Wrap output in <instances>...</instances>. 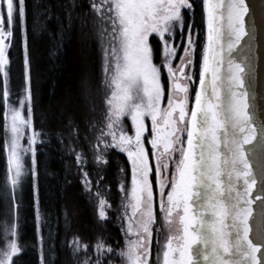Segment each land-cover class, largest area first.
Wrapping results in <instances>:
<instances>
[{
	"label": "snow or ice",
	"instance_id": "1",
	"mask_svg": "<svg viewBox=\"0 0 264 264\" xmlns=\"http://www.w3.org/2000/svg\"><path fill=\"white\" fill-rule=\"evenodd\" d=\"M202 3L206 38L201 46L196 88L199 32L192 20L194 0H88L81 5L100 21L96 31L104 83L112 90L105 92L100 126L87 122L86 127L95 129L94 136L85 135L84 147L79 151L71 147L70 151L82 174L84 189L92 193L95 186L96 195L102 184L107 187L103 166L108 164L109 151L126 155L130 185H119L125 195L118 219L126 218V232L137 237L119 252L126 264H149L152 225L156 221L154 200H158L166 221L171 223L175 213L183 226L179 237L183 242L173 247L169 238L163 264H198L192 248L197 243L204 246L200 251L210 264H264V250L249 238L247 223L252 211L251 193L257 185L244 147L256 135L246 102L249 93L244 89L249 57L243 62L232 57L246 35L248 6L245 0ZM25 21V0H0V92L7 105L6 185L12 190L14 216L19 206L16 192H22L29 173L34 177L36 145L43 144L46 135L36 130L32 119L26 37L25 96L18 105L7 103L14 24L23 31ZM125 117L130 119L131 134ZM77 130L73 124L71 131L79 140ZM89 156L95 165L94 175L89 169ZM25 157L30 161L27 164ZM241 177L243 186L238 188ZM99 205V217L106 219L105 208L111 205L102 198ZM205 213L212 218L205 219ZM16 227L12 223L2 229L0 264H17L13 257L22 246L18 239L11 238L18 237ZM70 244L73 256L81 251L85 254L77 264H111L117 254L102 237L96 238L91 250L78 236ZM209 245L210 255L206 251Z\"/></svg>",
	"mask_w": 264,
	"mask_h": 264
},
{
	"label": "trees",
	"instance_id": "2",
	"mask_svg": "<svg viewBox=\"0 0 264 264\" xmlns=\"http://www.w3.org/2000/svg\"><path fill=\"white\" fill-rule=\"evenodd\" d=\"M87 3L88 0H25L24 30L14 24L9 48V102H18L25 95L26 37L32 119L36 130L46 134L44 143L36 145L34 177L29 173L22 192H16L19 206L14 216L12 190L6 185V104L0 92V246L4 225L15 223L18 237L11 238L18 239L22 246L21 252L13 257L17 264H77L85 255L83 251L77 256L72 254L70 242L77 236L82 243H88L89 250L96 238L102 237L117 253L111 264H126L119 252L126 249L132 236L126 232V218L118 219L125 195L119 185L121 182L125 187L130 185L126 155L118 150L109 151L108 164L103 166L107 187L102 184L96 195L95 186L92 193L84 189L82 174L70 151L71 147L77 151L84 147L85 135L94 136L95 129L86 127L87 122L100 126L104 92L110 90L105 79L98 92L95 88L100 71L104 72L97 31L91 27L98 19L81 8ZM194 5L192 20L199 32L196 48L199 64L206 37L205 13L202 0H194ZM73 124L78 126L75 135L81 137L79 140L71 131ZM29 162L26 159V164ZM94 168L89 156L92 175ZM101 198L111 205L105 208L106 219L99 217ZM127 214L130 215L129 209ZM161 219L156 217L153 224L149 264H163V251L170 238Z\"/></svg>",
	"mask_w": 264,
	"mask_h": 264
},
{
	"label": "water",
	"instance_id": "3",
	"mask_svg": "<svg viewBox=\"0 0 264 264\" xmlns=\"http://www.w3.org/2000/svg\"><path fill=\"white\" fill-rule=\"evenodd\" d=\"M245 3L248 6V12L245 14L246 35L242 38L241 44L233 50L232 57L237 62H243L245 57H249L247 63L250 67L245 69L247 76L244 80V89L249 93L246 102L249 105L248 111L252 116L256 135L244 147L251 172L257 177V185L251 193L252 211L247 223L249 238L261 245L264 250V203H262L264 191H261L264 189V0H245ZM224 179L226 182V177ZM242 186L243 177L237 184L238 188ZM257 196L261 199H256ZM211 218L210 213H205V219ZM206 251L210 255L211 245ZM207 263L210 264V260Z\"/></svg>",
	"mask_w": 264,
	"mask_h": 264
},
{
	"label": "rangeland",
	"instance_id": "4",
	"mask_svg": "<svg viewBox=\"0 0 264 264\" xmlns=\"http://www.w3.org/2000/svg\"><path fill=\"white\" fill-rule=\"evenodd\" d=\"M97 21H96V23L95 22L92 23L93 25L91 26L94 31L97 30V27H98V25L100 23V21L98 23H97ZM196 57H197V55H196ZM196 61H197V58H196ZM199 66H200L199 64H196V70L195 71H196L197 83L193 85L194 88L198 87ZM104 79H105V74H103L100 71V74L98 76V80L95 82V88H96L97 92L101 89V84H102V82H103ZM111 90L112 89L108 90L109 93L111 92ZM104 95H105V92H104ZM24 96L21 97L20 99H23ZM18 102L11 103V102L8 101L7 103L8 104H13V105H18ZM191 106L192 105L190 104L189 107H191ZM6 111H7V105H6ZM5 122H6V120H5ZM148 122L147 123L149 124V127H150V120ZM124 123H125V126H126L128 132L131 134L132 127H131L130 119L128 117H125L124 118ZM184 140L186 141V135L184 137ZM5 141H6V137H5ZM22 143H25V144L27 143V134L25 135V138L22 141ZM185 147H186V144H185ZM5 148H6V152H7V156H8V151H7L6 144H5ZM176 156L179 157V152L176 153ZM26 159H29V158L28 157H25V161H26ZM168 175H169V177H171V175H172V168L171 167L169 169ZM156 192H158V187L156 189ZM154 209H155L156 217L159 218V216H160V218H162L161 220H162L163 227L169 232L170 238L172 239V242H173V245L174 246H177L178 244H180L182 240H180L179 237H181L183 235V226L179 222V217L174 213L173 214V217H172L171 223H169L168 221H166L164 219V216H162V213L160 212L158 200H154ZM129 214L131 215V210L130 209H129ZM152 229H153V225H152ZM152 233H153V231H152ZM129 234H130V236H132V240H135L137 238L136 235L131 234V233H129ZM192 248L196 252V259L198 261V264H208L207 261L204 259V256L201 254V251H200V250H203L204 249V246L202 244H200V243H197V244L192 245ZM162 263H163V255H162Z\"/></svg>",
	"mask_w": 264,
	"mask_h": 264
},
{
	"label": "bare ground",
	"instance_id": "5",
	"mask_svg": "<svg viewBox=\"0 0 264 264\" xmlns=\"http://www.w3.org/2000/svg\"><path fill=\"white\" fill-rule=\"evenodd\" d=\"M8 101H9V97H8ZM6 104V103H5ZM6 122L4 123V126H5Z\"/></svg>",
	"mask_w": 264,
	"mask_h": 264
},
{
	"label": "flooded vegetation",
	"instance_id": "6",
	"mask_svg": "<svg viewBox=\"0 0 264 264\" xmlns=\"http://www.w3.org/2000/svg\"><path fill=\"white\" fill-rule=\"evenodd\" d=\"M190 106V105H189ZM186 135V134H185ZM185 135H184V137H185Z\"/></svg>",
	"mask_w": 264,
	"mask_h": 264
}]
</instances>
